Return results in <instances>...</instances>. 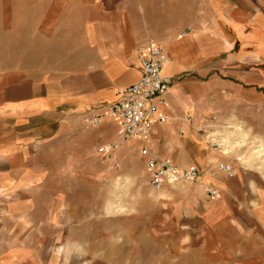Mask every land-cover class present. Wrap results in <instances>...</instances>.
I'll list each match as a JSON object with an SVG mask.
<instances>
[{"label":"crops","instance_id":"0c3cea01","mask_svg":"<svg viewBox=\"0 0 264 264\" xmlns=\"http://www.w3.org/2000/svg\"><path fill=\"white\" fill-rule=\"evenodd\" d=\"M82 17L90 27L83 41L93 52L89 71L82 73L89 85L85 91L50 78L0 80V235L4 226H20L29 234L35 220L51 216L59 187L52 170H67V155L82 162L116 140L119 121L108 116V106L116 101L117 88L140 78L135 51L147 41L170 58L162 70L172 81L164 94L166 121L153 123L148 142L131 138L119 154H138L147 146L156 158L200 171L198 183L182 185L169 196L171 216L185 217L190 226L201 224L208 211L212 221L223 211L242 212L243 203L253 201L251 188L264 187V161L249 146L264 138V126L257 125L264 113V0H91ZM228 112L245 130L228 133L207 124L224 145L234 138L222 153L198 127L206 116ZM88 113L100 115V124L83 130ZM218 162H231L234 177L209 176ZM2 250L0 243V257ZM9 261L19 264V259ZM0 264L8 261L0 258Z\"/></svg>","mask_w":264,"mask_h":264},{"label":"rangeland","instance_id":"374dc122","mask_svg":"<svg viewBox=\"0 0 264 264\" xmlns=\"http://www.w3.org/2000/svg\"><path fill=\"white\" fill-rule=\"evenodd\" d=\"M90 2L0 0V80L50 78L85 91L82 73L89 71L93 52L83 41L90 27L82 16ZM257 123L264 126V113ZM215 125L228 133L245 130L233 112L217 115ZM227 142V149L235 144L234 138ZM249 146L264 161V138ZM119 150L106 161L96 149L82 162L67 155L68 169L52 170L59 187L51 216L35 220L29 234L20 226L3 227L4 263L264 264V187L251 188L253 201L243 203L239 219L223 211L212 221L208 211L201 224L190 226L185 217L171 216L173 189L152 188L138 154Z\"/></svg>","mask_w":264,"mask_h":264},{"label":"built area","instance_id":"2783aa9c","mask_svg":"<svg viewBox=\"0 0 264 264\" xmlns=\"http://www.w3.org/2000/svg\"><path fill=\"white\" fill-rule=\"evenodd\" d=\"M184 34L182 32L181 36ZM135 52L141 75L129 86L117 88L115 90L116 101L108 106L107 114L119 121V130L114 142L96 149V153L104 161L113 159V154L131 138L148 142L153 123L166 121V116L162 112L165 106L164 94L170 91L172 81L163 75L162 70L170 62V58L152 41L139 44ZM100 119L101 116L95 113L86 114L81 121L82 129L96 128L100 124ZM216 121L215 114L206 116L204 122L198 127V131L205 136L212 148L226 153L227 148L221 140L214 136L216 130L207 125L215 124ZM138 155L145 161L148 184L154 189L167 187L174 190L182 185L198 183L201 179L202 174L195 167L179 168L167 159L156 158L147 146L140 148ZM219 174H224L228 178L234 177L233 164L218 162L209 170V176L212 178ZM206 191L210 196H217V191L213 188H207Z\"/></svg>","mask_w":264,"mask_h":264}]
</instances>
